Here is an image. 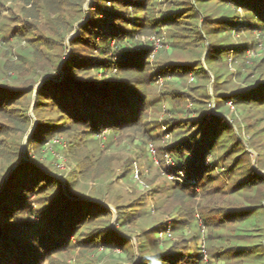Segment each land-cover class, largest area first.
Masks as SVG:
<instances>
[{"label": "trees", "instance_id": "trees-1", "mask_svg": "<svg viewBox=\"0 0 264 264\" xmlns=\"http://www.w3.org/2000/svg\"><path fill=\"white\" fill-rule=\"evenodd\" d=\"M22 1L30 7H38L30 12L36 16V11L40 10L38 1ZM41 1L44 10L54 14L51 18L54 34H48L46 27L32 21H27L24 28L15 27L11 35L26 39L28 45L23 48L25 51H20L18 61L9 66L7 61L1 72L9 75L16 71L18 76L13 81H0V152L5 162L0 167V264H66L58 256L74 246L72 237L79 238L85 232L84 226L97 220L107 222L112 215L108 205L101 200L70 197L79 196L72 190L71 183L66 181L67 194L60 178L51 172V167L31 157L32 161L41 165L21 161L4 181L13 165L21 160L20 131H26L32 125L29 98L34 92L33 84L39 82L35 74L45 68L46 75L58 78L60 63L63 64L64 77L48 79L37 89L34 105L37 122L29 145L44 144L48 136L56 133L66 134L70 152L76 158L82 151L81 146L90 140L95 141L106 130L118 133L131 130L138 133L144 142L153 144L161 133L160 127H154L151 123L154 121H150L149 117L151 109L159 104L163 117L155 122L167 125L174 134V141L166 148L177 156L175 164L166 170L171 175L180 176L172 179L173 188L180 197L195 199L199 196V188L206 197L220 196L218 190L208 196L206 193L212 190L208 187L217 183L219 176L214 172L220 162L224 164L222 171L228 177L238 173L233 185L235 189L231 192L234 197L226 199L231 195L226 196L224 192L226 195L221 206H214L207 214H195L201 229L195 237L193 251H189L187 244L179 245L184 239L167 250L161 249L159 241L170 239L173 232L168 237L166 231H157L160 227L156 225L152 227V232L145 233L155 234L153 243L148 247L139 244L137 264H205L210 249L199 244L206 246L208 242L211 245L212 238L226 241L220 231H211L203 237L202 230L206 227L211 230L221 228L223 223L231 220L240 224L237 235L263 236L246 232L262 230L259 217L264 216V173L257 172L245 163V159H240L246 152L245 146L235 135L233 123L226 117H232L230 113L233 112L228 106L229 101L243 110L254 107L264 109V56H246V62L253 63L249 67H253L255 79L250 80L249 73L244 80L250 82L244 87L225 92L220 91L221 88L216 89L214 108L199 104L203 100L197 96L204 94H194L196 107L194 115H191L186 111V95L191 94L185 89L186 80L193 76L198 82H210L208 70L203 67L201 59L193 64L194 61L181 62L165 57L164 61L153 66L154 61L150 57L155 49L154 41L142 42L140 38H161L159 34L162 28H166L167 42H163L162 48L170 44L173 51L187 53L190 46L203 47L214 84L219 85L224 76L230 75L227 58L237 61L246 55L248 47V42L227 43L224 40L234 30L249 33L259 30L264 34V0H92L88 15L83 11L87 0ZM213 7H217L214 18L215 12L210 10ZM240 12L244 14L239 15ZM76 23H79V33L72 39V52L66 57L62 53L63 45L54 44L55 36L73 31ZM57 49H60L59 53H55ZM49 56L54 60L51 67ZM160 78L165 79L160 96L151 97V88ZM164 101L169 103L165 109ZM50 114L55 118H48ZM233 117V120H238ZM192 187L198 191H192ZM252 190L258 197L246 206L240 204L236 193ZM87 197L102 199L91 195ZM142 206L144 202L139 201L134 207ZM117 207L118 219L123 226L126 222L134 223L140 216L139 212L129 213L124 204ZM217 214L221 217L215 225L217 221L213 216ZM248 221L255 226L254 229L240 227ZM178 228L174 226L172 230ZM95 230L99 231L96 236L99 239H94ZM159 232L160 235L157 234ZM87 234L88 237L79 241L85 244V248L97 249L103 242L104 249L125 250L130 241L117 233L110 223L91 229ZM258 245L262 246H225L212 256L217 259L231 258L233 254L248 258Z\"/></svg>", "mask_w": 264, "mask_h": 264}, {"label": "rangeland", "instance_id": "rangeland-1", "mask_svg": "<svg viewBox=\"0 0 264 264\" xmlns=\"http://www.w3.org/2000/svg\"><path fill=\"white\" fill-rule=\"evenodd\" d=\"M35 1H38L40 4V10L36 11V16L31 15L30 12L33 8L36 10V8H38L37 6L30 7L29 4L24 3L22 0H0V32L3 36V39L0 41V81H13L14 77L18 76L16 71H12L9 75L5 73L2 74V67L7 61L8 66L12 62L15 63L18 61L20 58L18 56L20 51H25L23 48H26L28 45L26 39L11 35L15 27L24 28L25 25H27V21H32L36 24L39 23L42 27H46L45 30L48 31V34H54V32L51 31L54 29L51 28V18L54 16L53 12L50 10L46 12L44 10L42 7L43 1ZM87 1L84 3L83 11L88 15L91 2L87 7ZM210 10L215 12L212 17H216L217 7H213ZM243 14V12L239 13V15ZM78 33L79 23H76L73 31L65 35L63 34L60 37L55 36L56 41H54V44L63 45L62 53L64 56L68 57L71 54L72 39L75 38ZM159 36L161 37V44H163V42L166 41V36H168V30L162 28V33L159 34ZM140 39L143 40L142 42H144V40L148 41L150 36H142ZM224 41L227 43L240 44L248 42V47L246 49V55H243V57L237 59V61L232 62L231 58H227L229 62L228 73H230V75L224 76L220 80L222 84L219 85L214 84L213 73L205 62L206 52L203 47L191 48L190 46L187 53H182L180 51H173L170 44H165L163 48L161 45L158 51L150 57L151 61H154L153 66H157V63L164 61L166 59L165 57H170L172 60L181 62L194 61L193 64H196L198 60L201 59L200 61L203 63V67L208 70L210 82L207 83L206 80L198 82L196 79L194 80L193 76L188 77L185 82V89L188 93H191L190 95H186L188 99L186 111L188 114L194 115L195 113L196 103L193 102L194 94H204L205 96H197V98L203 100L199 104H202V106L206 108H214V95L216 89L221 88L220 91L223 92L230 91L235 87H244L250 80L255 79L252 73L253 67H249L253 65V63H247L245 59L246 56L248 57L249 55H255L258 58L264 56V34L259 30H255L253 33L234 30ZM59 51L60 49H57L55 53H59ZM49 58L51 67L54 65V60L51 56H49ZM62 66L63 64L60 63L58 67V78L46 75L47 71L45 68L38 71V74H35V79L37 78L39 82L33 84L34 92L29 98V115L32 125L28 130L20 131L18 141L22 144L21 154L23 153L24 145H26V154L28 158L31 157L39 163L44 162L45 165H49L52 169L51 172H54V174L60 178L62 185L64 181L65 183L69 181L71 183V188L73 187L72 190L77 194L86 197L91 195L102 198L94 199L109 204L108 207L112 215L107 222L97 220L93 224L84 226V234L79 238H77V236L72 237L74 246L66 253L60 254L58 256L60 260L66 264H137L139 263V244H145L146 247H148L153 243L155 234L151 233V230L152 227L156 225L160 227L157 231L170 230L173 232L170 239L162 238L159 241L161 249L167 250L169 246L175 244V242L184 239L179 245L182 246L183 244H187L189 245V251H193L196 246L194 242L195 237H197V233L201 229L195 214H207L214 206H221L222 199L225 198V195H231V192L235 189L233 185L238 173L234 174L232 178L228 177L222 171L224 169V164L220 162V164L216 165L214 172L216 176H219L217 183L208 187L212 190L206 192L208 196L212 192H215V190H218L220 196L206 197L204 192H202V188H199L200 192H197L199 196L195 199L180 197L176 189L173 188L174 184L170 177V172L166 170V168L170 167L167 163L166 153H171L166 147L174 141V134L167 125L155 122V120L161 121L163 117V114L159 111V104L154 106V111L151 109L149 117L150 121H154L151 122L155 125L154 127H160L159 132L161 133L159 139L155 140L153 143L157 150L155 155L150 152L148 147L152 142H144L138 133L131 130L120 133L114 130L104 131L95 141L90 140L86 145L81 146L82 151H80L76 158H74L73 154L70 152L69 138L66 134L60 135L56 133L48 136L44 144L38 143V145L41 146L37 144L29 145V134L33 127H35L36 115L34 113V105L39 84L45 77H51V79L53 78L55 80L62 79L64 77ZM212 68L215 69V67ZM247 74H249L250 80L245 81L244 78ZM168 79L170 80L171 78L169 77ZM164 81V78H160L159 82L151 88V97L155 98V96H160L161 84ZM198 84L201 86H197ZM228 103L230 111H233V114L230 113L232 117L226 118L233 123L236 131L235 135L241 139L246 150V152L240 156L242 157L240 159H245V163L250 167H254L257 172L264 173V109L254 107L252 109L245 108V110H243L244 108L234 105L232 101ZM168 106L169 103L164 101L163 108L165 109ZM233 116H236L238 120H233ZM48 118L54 119L55 117H53V114H50ZM191 130H193V128ZM176 156V153H174L175 159ZM207 161L209 162L208 158ZM232 161L233 158H231L230 162ZM4 164L5 162L0 152V167ZM194 188L195 187H192L191 190L193 191ZM231 188L232 190H229ZM234 196L235 194L226 199H231V197ZM257 197L258 195L254 190L247 193H236V199L240 200V204L243 206H246L247 203H250V200H254ZM139 201H143L144 206L135 208L134 206L138 205ZM118 204L126 205V209L128 211L130 210L129 213L139 212L138 214H140V216L136 218L134 223L126 222L125 226H123L122 222H119L118 219ZM262 204L264 205V200ZM33 205L36 207V203ZM127 215L128 217L131 216V214ZM220 217L219 214L213 216V219L217 221L215 225L219 222ZM184 218L185 220H181ZM259 218L262 220L259 225L262 230L259 232L254 230L247 231L246 233H253V235L260 233L263 236L237 235L240 224H236L233 222L234 220L223 223V227L218 229L211 230L208 227L203 229V237L204 235H208L211 231L213 233H218L220 231L226 241L223 242L212 238L211 245L207 242V247L205 244H199L200 247L210 249L209 255L205 259V264H264V216H260ZM249 222L250 221L243 222L240 227L254 229L255 226L249 224ZM109 223L117 233L130 240L125 246V250L123 248H117L115 250L104 249L102 246L103 242H100V247L97 249H95V247L85 248V244L79 242L80 239L88 237L87 233H89L91 229L93 230L98 226H106ZM174 226H178L179 228L173 231L172 229ZM96 230L93 231L95 235L94 239H99L96 238L99 234V231ZM146 231L151 232L145 234ZM157 234L160 235V232ZM163 237H165V235ZM241 239L246 240L236 242V240ZM202 240L201 238L200 242ZM229 243H231V245ZM255 244H262V246H256L254 248V254L248 258L239 257L238 255L234 256L233 254H231V258L224 257L217 259L212 256V253L218 252L219 249H223L225 246L236 247V245L245 246ZM126 250L129 251L130 254H128ZM206 253H208V251Z\"/></svg>", "mask_w": 264, "mask_h": 264}, {"label": "water", "instance_id": "water-1", "mask_svg": "<svg viewBox=\"0 0 264 264\" xmlns=\"http://www.w3.org/2000/svg\"><path fill=\"white\" fill-rule=\"evenodd\" d=\"M92 0H88L87 1V7H88V5L90 4V2H91ZM48 79H51V77H45L43 80H42V82L39 84V86L44 82V81H46V80H48ZM53 79V78H52ZM36 94H37V92H36ZM35 117V116H34ZM36 122H37V119L35 118V125H36ZM33 129H34V127H33ZM33 129L31 130V132H30V134H29V137L31 136V133H32V131H33ZM21 161H31V162H34L35 164H38V165H41V164H39L38 162H36V161H32L30 158H28V156H27V154H26V145H24V148H23V153H22V155H21V160L20 161H18L16 164H14L13 165V167L11 168V170L5 175V178H4V181H6L7 180V178L9 177V175L11 174V172L14 170V168H16V166L21 162ZM4 183V182H3ZM63 187H64V190H65V192L68 194V191H67V187H66V183H65V181H64V184H63ZM0 190H2V188L0 189ZM70 197H72V198H79V199H91V200H96V199H94V198H88V197H86V196H71L70 195ZM106 205H108L109 206V204H107L106 202H104Z\"/></svg>", "mask_w": 264, "mask_h": 264}, {"label": "built area", "instance_id": "built-area-1", "mask_svg": "<svg viewBox=\"0 0 264 264\" xmlns=\"http://www.w3.org/2000/svg\"><path fill=\"white\" fill-rule=\"evenodd\" d=\"M2 39H3V36H2V34H1V32H0V41H1ZM150 39H152V40L154 41L155 49H154V52H153V54H152V55H154L155 52H156V50L162 45V44H161V38L150 37ZM148 147H149L150 152H151L153 155H155V153L157 152V150H156V148L154 147V145H153V144H149ZM166 158H167V163L169 164V166L175 164V158H174V154H173V153H168V152H167V153H166ZM180 175H183V174L180 173ZM176 176H177V177H176ZM176 176L171 175L170 177H171L172 179H178V178H180L179 175H176ZM165 235H167V236L170 237V236H171V231H170V230L166 231Z\"/></svg>", "mask_w": 264, "mask_h": 264}]
</instances>
